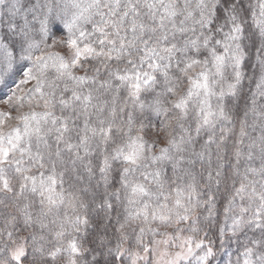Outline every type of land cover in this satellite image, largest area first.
I'll return each instance as SVG.
<instances>
[{
  "label": "snow or ice",
  "instance_id": "snow-or-ice-1",
  "mask_svg": "<svg viewBox=\"0 0 264 264\" xmlns=\"http://www.w3.org/2000/svg\"><path fill=\"white\" fill-rule=\"evenodd\" d=\"M0 264H264V0H0Z\"/></svg>",
  "mask_w": 264,
  "mask_h": 264
},
{
  "label": "rangeland",
  "instance_id": "rangeland-1",
  "mask_svg": "<svg viewBox=\"0 0 264 264\" xmlns=\"http://www.w3.org/2000/svg\"><path fill=\"white\" fill-rule=\"evenodd\" d=\"M0 110H5L2 104H0Z\"/></svg>",
  "mask_w": 264,
  "mask_h": 264
}]
</instances>
